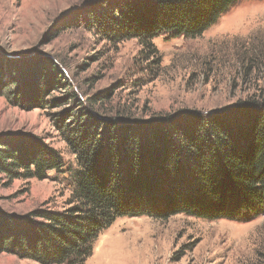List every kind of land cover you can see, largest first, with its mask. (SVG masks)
Returning a JSON list of instances; mask_svg holds the SVG:
<instances>
[{"label":"rangeland","instance_id":"obj_1","mask_svg":"<svg viewBox=\"0 0 264 264\" xmlns=\"http://www.w3.org/2000/svg\"><path fill=\"white\" fill-rule=\"evenodd\" d=\"M115 1L0 0V74H8L9 63L24 66L29 94V64L48 60L70 85L47 86L33 108L0 96V138L34 136L63 159L43 180L8 182L0 175L1 212L22 216L67 206L77 164L56 121L67 112L85 107L106 120L145 121L264 102V0H237L198 37L159 35L143 44L113 40L94 26V13ZM66 93L75 101H66ZM0 264L38 263L0 253ZM84 264H264V213L241 221L180 213L118 218Z\"/></svg>","mask_w":264,"mask_h":264},{"label":"trees","instance_id":"obj_2","mask_svg":"<svg viewBox=\"0 0 264 264\" xmlns=\"http://www.w3.org/2000/svg\"><path fill=\"white\" fill-rule=\"evenodd\" d=\"M236 1L119 0L95 12L93 21L116 41L195 38ZM29 65V94L24 66L12 62L8 74H0V96L11 104L33 108L43 102L47 86H70L52 62ZM65 95L75 101L73 93ZM248 105L145 121L106 120L85 107L67 112L66 120H56L77 164L67 206L38 207L22 216L0 211V253L38 264H84L118 218L180 213L241 221L264 213V102ZM62 167L60 153L39 138H0V175L8 182L43 180Z\"/></svg>","mask_w":264,"mask_h":264}]
</instances>
